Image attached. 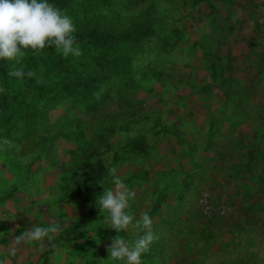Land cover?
<instances>
[{"label":"rangeland","instance_id":"1","mask_svg":"<svg viewBox=\"0 0 264 264\" xmlns=\"http://www.w3.org/2000/svg\"><path fill=\"white\" fill-rule=\"evenodd\" d=\"M49 2L82 54L29 52L23 80L0 61V261L35 264L9 246L62 202L94 201L92 227L115 166L153 220L142 264H264V0Z\"/></svg>","mask_w":264,"mask_h":264},{"label":"clouds","instance_id":"2","mask_svg":"<svg viewBox=\"0 0 264 264\" xmlns=\"http://www.w3.org/2000/svg\"><path fill=\"white\" fill-rule=\"evenodd\" d=\"M75 33L72 18L49 0H0V61L11 64L8 72L11 77L20 80L25 76L35 77L34 71L25 72L23 67H17L29 52L38 56L46 47H53L65 59L79 57L82 53ZM108 172L112 187H104L103 194L97 199V206L104 216L102 223L117 232L132 229L137 234L132 241L121 236L115 237L107 249L108 260L120 261L122 264H142V255L157 239L152 230L153 220L147 212L140 219L130 214L129 202L135 197V192L122 182L117 167H109ZM58 232L55 223L48 226L34 224L15 237L9 246V255L16 256L23 245L37 244L43 248L45 241L55 247L52 242ZM140 232L143 235H139ZM0 264L7 262L0 261Z\"/></svg>","mask_w":264,"mask_h":264},{"label":"crops","instance_id":"3","mask_svg":"<svg viewBox=\"0 0 264 264\" xmlns=\"http://www.w3.org/2000/svg\"><path fill=\"white\" fill-rule=\"evenodd\" d=\"M109 187H112V184ZM102 192H104V190H102ZM87 194H89V191ZM90 204V206L80 205L78 209L71 211L74 207L73 202L65 201L62 202L61 206H57L55 208L56 210L51 213L54 223L59 228L56 239L52 242L57 248L54 247L53 249H56L58 255L63 258H55L50 264H114L101 259L100 253L108 249L112 240L117 237L118 234L115 235L114 232L111 231V228V232H108V227L102 223L104 216L101 215V211L96 212V222L94 224L91 223L92 227L89 226L88 221L85 219L87 211L93 209L94 201ZM16 232L17 235L22 233L18 230ZM7 234L10 233H6L3 236L6 237ZM112 235H115V237ZM36 245L37 244L23 245L19 250L29 255V259H31L32 262L39 264L40 255H37L38 250L35 249ZM51 247L52 244L50 248ZM78 251L89 252L93 258L85 260L81 258L75 259L73 257L74 253Z\"/></svg>","mask_w":264,"mask_h":264}]
</instances>
